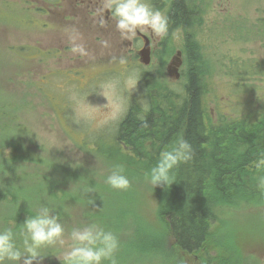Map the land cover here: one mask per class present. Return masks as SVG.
Listing matches in <instances>:
<instances>
[{
  "label": "rangeland",
  "instance_id": "rangeland-1",
  "mask_svg": "<svg viewBox=\"0 0 264 264\" xmlns=\"http://www.w3.org/2000/svg\"><path fill=\"white\" fill-rule=\"evenodd\" d=\"M24 1L0 0V101L16 104L22 135L43 146L36 154L51 158V168L45 164L42 168L62 172L68 179L65 188L70 205L75 204V217L88 212L84 206L88 204L96 214L99 205L111 207L112 215L118 205L125 212L136 205L144 223L156 226L153 185L128 176L129 189L111 188L105 180L116 159L109 161L104 155L113 151L120 121L131 104L148 106L151 86L153 98L159 97L162 87L183 90L188 57L179 56L180 77L174 79L169 69L178 58L151 59L150 54L146 65L142 54L138 58L116 37L114 41L104 31L92 35L93 28L80 20L37 14ZM195 2L203 13L197 16L193 39L202 45V57L211 71L205 105L212 121L222 114L257 116L264 107V0ZM74 44L82 45L85 54L73 51ZM5 122L0 115V128ZM124 168L128 175L131 168ZM128 220L132 223L133 215ZM226 220L219 232L242 241L249 260L253 254L264 264V207L232 212ZM140 226L144 224L137 229ZM131 233L127 230L120 237L128 239ZM67 247L56 245L55 257L59 259ZM162 260L155 263L166 264ZM37 264L48 263L41 259ZM183 264L201 263L189 255Z\"/></svg>",
  "mask_w": 264,
  "mask_h": 264
},
{
  "label": "trees",
  "instance_id": "trees-1",
  "mask_svg": "<svg viewBox=\"0 0 264 264\" xmlns=\"http://www.w3.org/2000/svg\"><path fill=\"white\" fill-rule=\"evenodd\" d=\"M199 13L203 11L195 0L172 2V19L184 24L187 32ZM186 47L183 90L162 87L159 97L153 98L151 86L148 106L131 104L120 121L113 151L104 155L109 161L116 159L111 166L131 168L128 176L140 180L179 138L192 145V158L172 171L175 181L152 186L157 196L156 226L144 223L136 205L129 212L118 205L112 215L111 207L99 205L96 214L88 204L84 205L88 212L75 217V204L70 205L65 188L68 179L62 172L42 168L44 164L51 168V158L36 154L43 146L22 135L18 107L5 99L0 101V115L6 118L0 128V230L15 224L17 243L22 246L20 224L39 207L48 206L60 215L66 231L93 222L113 231L120 241L115 254L118 264H156L161 259L183 264L189 255L201 264H261L259 256L251 254L249 260L242 241L224 237L225 231L219 230L226 227L230 213L264 207V191L257 187L264 169L256 166L264 156V107L254 117L222 114L212 121L205 105L211 71L202 57V45L188 38ZM140 224L144 226L137 229ZM127 230L132 233L122 239ZM57 251L56 246L45 247L33 264L41 259L62 264L55 257ZM22 260L17 262L23 264Z\"/></svg>",
  "mask_w": 264,
  "mask_h": 264
},
{
  "label": "clouds",
  "instance_id": "clouds-1",
  "mask_svg": "<svg viewBox=\"0 0 264 264\" xmlns=\"http://www.w3.org/2000/svg\"><path fill=\"white\" fill-rule=\"evenodd\" d=\"M104 8L111 13L116 29L122 37L131 40L137 32L151 31L155 37L164 39L169 33V18L160 10L151 6L149 0H104ZM76 37H70L75 41ZM107 45V41L103 42ZM73 51L85 54L82 45L73 46ZM192 145L184 138H179L170 150L162 151L159 159L145 179L154 187L171 185L175 180L172 171L181 163L192 158ZM258 169H264V156L257 162ZM105 183L116 190H127L131 180L123 165H115L107 175ZM258 189L264 191V175L258 177ZM35 215L27 217L20 224L22 246H18L15 224L0 230V264L4 261H21L33 264L40 258L42 249L49 246L68 245L63 255L58 256L62 264H118L116 252L120 246L118 236L93 222L83 227H74L67 235L59 214L50 207L41 206ZM70 241V243H69Z\"/></svg>",
  "mask_w": 264,
  "mask_h": 264
},
{
  "label": "flooded vegetation",
  "instance_id": "flooded-vegetation-1",
  "mask_svg": "<svg viewBox=\"0 0 264 264\" xmlns=\"http://www.w3.org/2000/svg\"><path fill=\"white\" fill-rule=\"evenodd\" d=\"M24 2L31 5V8L37 14L49 16L55 13V19L65 21L85 22L88 27L93 28L92 35H99L102 31L109 38H117L121 43H127L128 47L134 49L138 58L140 52L147 44L151 59L159 58L167 60V58H179L178 52L188 57L187 42L194 36L197 38L196 22L197 17L187 27L182 23L174 22L171 16L173 0H149L152 7L160 10L169 18V33L164 39L155 37L151 31L137 32L136 36L131 40L122 37L121 33L116 29L115 21L111 18V13L104 8V0H25ZM7 6L1 4V7ZM28 6V5H27ZM198 16V15H197ZM178 37V38H176ZM96 40V39H95ZM114 40V39H112ZM179 40L182 45H179ZM115 41V40H114Z\"/></svg>",
  "mask_w": 264,
  "mask_h": 264
},
{
  "label": "water",
  "instance_id": "water-1",
  "mask_svg": "<svg viewBox=\"0 0 264 264\" xmlns=\"http://www.w3.org/2000/svg\"><path fill=\"white\" fill-rule=\"evenodd\" d=\"M142 61L145 63V64H149L150 63V51H149V48L145 47L143 50H142ZM179 56L181 57L182 55V52H178ZM175 66L172 68L170 66V69H169V74L171 76H173L174 78L178 79L180 77V72H179V67L180 65L182 64V58H178L177 61H173L172 62Z\"/></svg>",
  "mask_w": 264,
  "mask_h": 264
}]
</instances>
